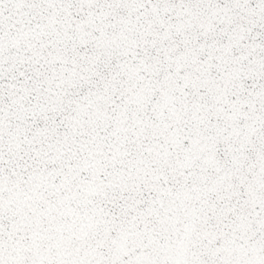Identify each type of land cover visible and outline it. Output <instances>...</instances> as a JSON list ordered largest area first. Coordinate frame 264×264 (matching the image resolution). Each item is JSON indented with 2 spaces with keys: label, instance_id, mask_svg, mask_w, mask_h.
Segmentation results:
<instances>
[{
  "label": "snow or ice",
  "instance_id": "1",
  "mask_svg": "<svg viewBox=\"0 0 264 264\" xmlns=\"http://www.w3.org/2000/svg\"><path fill=\"white\" fill-rule=\"evenodd\" d=\"M0 264H264V0H0Z\"/></svg>",
  "mask_w": 264,
  "mask_h": 264
}]
</instances>
